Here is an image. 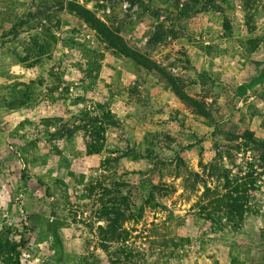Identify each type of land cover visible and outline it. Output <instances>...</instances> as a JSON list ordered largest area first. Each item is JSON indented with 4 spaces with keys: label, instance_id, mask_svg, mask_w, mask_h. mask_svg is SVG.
Wrapping results in <instances>:
<instances>
[{
    "label": "rangeland",
    "instance_id": "obj_1",
    "mask_svg": "<svg viewBox=\"0 0 264 264\" xmlns=\"http://www.w3.org/2000/svg\"><path fill=\"white\" fill-rule=\"evenodd\" d=\"M1 234L21 264H264V0H0Z\"/></svg>",
    "mask_w": 264,
    "mask_h": 264
},
{
    "label": "trees",
    "instance_id": "obj_2",
    "mask_svg": "<svg viewBox=\"0 0 264 264\" xmlns=\"http://www.w3.org/2000/svg\"><path fill=\"white\" fill-rule=\"evenodd\" d=\"M68 8L95 29L103 39L108 42L113 48L121 52V54L133 59L141 66L152 68V62L144 58L134 49L129 48L122 41L117 40L112 31L101 22L95 14L88 8L78 4L77 2H69ZM196 106V101L189 96H183ZM202 113V112H199ZM61 131V130H60ZM69 135L74 131L69 130ZM126 197L122 198V202H112L109 206L103 208V218L106 219L107 224L105 226L100 225L99 231L104 240L115 241L116 235L121 227L122 222L126 218V212L124 206L126 205ZM0 264H21L20 251L18 245L15 242H11L7 234L0 235Z\"/></svg>",
    "mask_w": 264,
    "mask_h": 264
}]
</instances>
